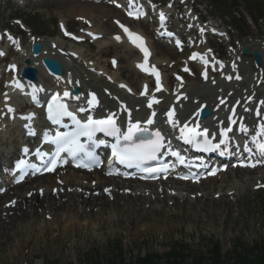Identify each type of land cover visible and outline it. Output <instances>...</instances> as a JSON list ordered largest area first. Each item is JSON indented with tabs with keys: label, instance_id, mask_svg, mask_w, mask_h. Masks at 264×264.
Returning a JSON list of instances; mask_svg holds the SVG:
<instances>
[{
	"label": "rangeland",
	"instance_id": "1",
	"mask_svg": "<svg viewBox=\"0 0 264 264\" xmlns=\"http://www.w3.org/2000/svg\"><path fill=\"white\" fill-rule=\"evenodd\" d=\"M63 1L65 2V0H25V3L21 5L14 0H0V33H6L7 35L9 31L16 32V38L13 36L12 32H10V35H7V37L20 40L25 48L28 46V41L31 38L42 41L45 45V49L48 51L53 52L56 47L55 51H57L58 54L62 53L64 58L66 55V58L69 55H75L87 68L91 66H101L104 69V73H100L109 77L112 82L116 83V81L120 79L119 81H127V83L129 82L128 84L134 85V89L138 88V85H140L142 81L141 78L136 77L135 68L131 65L136 57L133 55L132 50L128 47L126 48L124 45L122 46V44L117 45L113 43V38L109 39V35L112 36L113 34L110 33L108 35L105 31H101L102 35L99 36L100 40L96 42H90L85 39V31L87 29L90 30L91 28L89 27L93 26L98 28L109 20L105 21L101 18H96L95 21H93L91 18H87L86 20L90 24L89 26L85 18L82 20L79 19L80 17L65 13L66 9L64 8L65 5ZM153 1H155V3H161L166 0H144L145 6L149 9L150 15L152 16L150 21L153 20L155 13L160 12L156 6L152 5ZM77 2L83 6L87 5L94 9L91 5L93 2L90 4V0H88V2L86 1L87 3L79 0H77ZM182 3L183 0H171L165 4V7L166 9L174 8L175 10H179L180 14L179 12L172 13L171 20L177 24L180 31L186 32L188 30L190 31V21L188 17L193 18V20H195V18L189 15L188 8L184 9ZM107 4V7H109L110 2ZM186 4L188 6H193L196 13L204 22H207V24L213 23L228 33V37L223 40H217L215 38H210L208 40L209 45L215 48V52L220 57H223L222 61L225 62V66L233 60L229 55L237 52V46L239 44L244 45V43H249L250 39L256 41L261 38L264 41V0H187ZM249 4L255 6L254 8L257 7L255 9L256 14L247 8ZM233 12L235 15H238V17L234 18ZM94 13L95 12L91 14L95 17ZM251 19L255 20V22L257 21L256 26L252 24ZM112 20H115V18ZM181 21L187 22V25L181 28L178 24V22ZM195 22L197 21L195 20ZM143 24L146 25V27L136 24L137 29H142L145 33L149 32L148 36L151 39V29L149 31V26L145 23ZM20 25L28 27V29L32 31L31 33L39 37V39L33 37V34L31 35L29 30H26V33H24L20 30ZM110 26L112 30H116L115 25L110 24ZM170 26L172 25L170 24ZM61 27H65L69 32L67 35H71L67 41H65L66 39L63 37L57 38V36L63 35L60 33ZM204 27L205 26L199 25L196 29V25H194L193 30L190 31L189 38L193 36L197 37L200 34L202 35V33L205 32L203 30ZM236 29L238 32L235 31ZM19 34L24 39L19 38ZM26 36H28V38H26ZM79 37H81V40ZM78 41L82 42L79 43ZM52 43H56L54 48L51 47ZM0 44H5V42L0 41ZM154 45L160 44L157 42L154 44L152 43V46ZM166 45L161 44L160 46L163 47ZM200 48L202 52L207 50L211 54L205 47V44L200 46ZM77 49L80 50L79 53H77ZM107 49H109V51H107ZM28 50L29 49H27V51ZM174 51V48L170 50L171 56H154L155 54H153L151 56L153 58L150 59V61L154 59L156 65L159 63L162 64L160 65L162 69L164 66L166 83L174 81L172 80L174 72L175 74H181L180 71H178V65H181L187 55L186 53L180 55ZM19 57V53L15 52L14 54L10 52L5 60L2 57L0 58L2 59L0 60V103H2L3 94L5 93L4 85L8 82L7 80L11 76V73L15 75L11 72L10 66L15 60H18ZM112 57L118 60V68L115 71L108 72L106 68H109L108 61ZM236 59L238 63L234 65L233 69H227L228 66L226 68L222 67L224 68L223 74L226 77L227 73H225V69L226 71L228 70V80L224 79V82H222L220 78L221 75H216L219 79H211L210 82L213 83L210 86L206 85L207 82H202L201 79H199L200 71L197 67H194L198 80L194 78V81L186 84L191 85L187 88L190 90L198 88L200 90L203 86H206L203 87L204 89L206 88V92H197L206 94L211 98H213V96H218L221 99H223L230 90L231 95H233V97L230 98L232 100H230V102H234L239 106H241V101L245 99V96L250 93V91L254 90V92H257V97L260 89L255 88L258 85V81L264 82V80H261L262 76L264 78V74L260 79H257L260 74L256 79H253L254 74L259 73V70L247 66L246 59H240L241 62L239 58ZM206 60H209V58ZM69 61L71 62V60ZM70 62L69 64L73 66H70L68 69H75L76 74L71 70H69L70 72H68V74L70 73V75L75 77L80 76L78 70L81 71V69L77 68L79 64ZM184 63L185 61L182 64L183 68L186 67ZM238 64H240V68ZM260 66L264 67V56L262 57ZM187 68H189L187 71L191 72L193 64ZM9 70L10 72L6 75V72ZM184 72L185 71L182 72V75ZM118 75L120 78H118ZM210 78H212V76ZM80 82H83L85 85L84 81ZM222 84H225L224 87ZM168 85L170 86L171 84L168 83ZM169 86L168 90H166L168 93L165 91V96L168 95V97H171L169 95L171 92L173 93L174 90L171 89L172 91H169ZM175 92L176 91H174V93ZM188 95L191 96V94ZM236 96L238 99L241 98L242 100L240 99V102H235L233 98ZM184 99H187L188 102L193 101L192 97L186 98L182 95V100ZM190 109L191 108H189V111H191ZM174 110H177V108ZM227 110L228 109H226L225 112H223L224 110L221 111L219 114L220 120H217L215 123L216 125L219 121L221 123L223 122V118L226 115L225 113L228 112ZM255 112H257V110ZM241 114L245 116L243 113ZM245 118L247 121H250L254 120L255 117H253V114H249L246 115ZM215 124L213 127L216 126ZM10 128L7 129L8 131H5L6 133L4 132L2 134V136L5 135V138L1 141L2 144L8 137L7 133H12V129H14V127ZM9 136L12 137L14 135L9 134ZM4 147L3 145L2 148ZM233 171L235 172L238 170ZM68 174L71 175V171L67 170L64 175L54 176V178L57 179L65 175L67 176ZM248 175H252L250 181L246 180V178L249 177ZM248 175H238L243 178L239 177L234 180V174L230 171V173H225L223 177L218 178L217 181L210 185L206 183V185L203 184L199 186L202 189H206L207 187L212 188V184L217 185L219 189L215 191V195H207L208 192L206 191V194L203 193L202 189L199 187L191 188V194L183 190H176V187H172L174 190L163 187L167 191V194L177 193L176 198L164 203L159 199L153 201L152 197L146 195L147 192H142L141 189L140 192H142V197H147V201H151L152 204L130 202L128 198L125 200L116 198L115 201L110 200L109 203H105L107 207L103 205L102 210L101 206L98 205L97 209L99 208V212L82 211V213L79 214V225H74L72 223V220L77 221V218L74 216L70 215L67 216V218L60 219L59 217L61 214L44 213L42 211L43 208H47V211L51 210L48 209V204L44 203L42 199V196L45 195H41V197L33 196L31 199H27L29 205L25 208L27 211V218L24 219L25 229L22 231L20 237H14L11 232L10 236L1 235L3 232L0 233V264H136L137 260L151 255L157 256L161 260L160 264H163L165 256L171 253L182 255L185 264H264V184L262 185L263 188L253 186L256 181L261 182L263 178L259 180V175L254 173ZM54 178H50L49 180L53 181ZM233 180L239 181V183L242 182V184L240 187H236L235 191H230L232 185L235 183ZM29 183H27V185H29ZM92 185L93 183H91L90 188L96 190H84L82 195L86 194V192H96L100 195V189L103 185ZM125 186L122 190L127 189L128 196L131 194L130 190L132 191V188H125ZM138 189L139 187L136 188V190ZM122 190L119 191L120 194ZM211 190L214 192V187ZM220 191H222V193ZM35 192L36 191H33L32 193L34 194ZM213 192L210 194H213ZM10 195L8 194L7 197ZM26 195L28 194H25V196ZM198 195L202 196L193 201ZM46 196L50 197L51 195L49 194ZM186 199L192 200L193 204L186 206ZM4 202V200L0 201V207H2V203ZM38 203L41 204L38 205ZM29 206H31V210H27ZM17 210L18 207L15 209V212H17ZM109 212L110 215H114V217L109 219L107 224H100L96 230L91 229V227H86V222L84 223V221H82L84 216H89L92 213V215L99 216L97 218H91L97 221V225L99 223L97 219L102 218L106 220V217L110 216L108 215ZM71 213H75V211H71ZM29 216H32V218ZM34 218H38L39 224L34 225ZM66 222H68V224H66ZM21 228L22 226H18L17 230L20 231ZM35 229H41L43 233L34 236L32 231ZM4 231L7 230L4 229ZM21 240L26 243L18 250V253H16L15 248L21 244ZM217 252L219 253L218 260Z\"/></svg>",
	"mask_w": 264,
	"mask_h": 264
},
{
	"label": "bare ground",
	"instance_id": "2",
	"mask_svg": "<svg viewBox=\"0 0 264 264\" xmlns=\"http://www.w3.org/2000/svg\"><path fill=\"white\" fill-rule=\"evenodd\" d=\"M105 1H107V0H98V2H96L95 0L92 1L93 4H91V5L94 9L88 7L87 5L83 6L82 4L78 3L77 0H65V2L63 1V4L65 5L64 8L66 9L65 13H67L69 15H73V16H77V17L85 18V19L91 18L93 21H95L96 18H101L105 21L109 20L108 22L102 24L98 28L91 26L90 27L91 29L88 31L94 32L97 35L101 34V31L102 32L105 31L107 33H113V35L111 36L113 38V40H112L113 43H115L114 39H116V37H120L119 40L116 39L120 43H115V44H122V46L124 45L126 48L128 47L130 50H132L134 52L136 46L131 41L124 38V36H122L119 31L112 30L110 24L116 23L117 21H118L117 23L120 24L121 23L120 21L124 18L120 14V11H117L114 8L107 7L105 5L106 4ZM17 2L22 4L25 2V0H17ZM136 4L140 5L137 2V0H136ZM93 12H95L94 13L95 17L93 16V14H91ZM160 16H161V13L158 15V18ZM113 18H115V20H112ZM126 22L129 25L137 24L139 26L146 27V25L143 24V23H145L143 21L142 22L141 21H135V22L126 21ZM166 28L167 29H170V28L175 29L174 27L170 26V24L168 26L166 25ZM172 29H170V30H172ZM134 30L141 33V35H144V37L146 38V36L144 34L145 33L144 30H142V29H139V30L134 29ZM31 32L32 31L29 30V33L32 35ZM64 39H66V38H64ZM36 42L42 44L43 49H42V51L38 57H33L30 54V47H31V44L36 43ZM152 43L154 44L156 42L153 40ZM152 43L148 42V45H149L150 50H151V56L153 54H155L154 56H156V55H159V56L169 55V56H171L172 55L170 52V50L173 49L172 47H167V46L162 47V46H160L161 44L152 46ZM6 45L7 46L5 48H3V50L5 52H6V49L11 46V47H14L13 53L14 54H15V52L19 53L20 57L18 60H15V61L13 60L14 62L10 66L11 72H13L15 75H12V73H11V76L7 80L8 82H6L7 86L4 85V87L6 88V90H5L6 92L3 95L2 103H0V127H3V128L14 127V129H12V133H9V132L7 133L8 137L4 140L3 144L1 141L5 138V135L2 136V134L6 130L4 129L2 132H0V160L1 159H7V156H6L7 153L6 152L8 150H10L11 148H15V146H16L15 144L19 143L20 139H21L20 125H17L18 122H20L19 118H21V116L19 117L18 115H16L13 112L14 107L12 106V103L10 101H16L17 102L18 101L17 97H21L20 100H23V101H25L27 99L25 94H23V96L19 95L16 92V89L14 87L15 80H19V78H20V72L24 67V64L22 63V61L25 58L30 60V62H31L30 66H33L34 62H37V65L33 66V67H35V69L37 70V82L40 83L39 88H43L48 92L52 91V90H58V87L51 84V81L53 79L48 74H46V72L42 68L41 60L43 57L57 59L60 63L63 64L62 65L63 66V74H62L60 79L61 80L64 79L65 84H69L71 87L79 86L81 88V94H80L81 99H83L84 97L86 99H88V98L93 97V96L94 97L98 96L97 99H98L99 105H100V107L98 109V113H101V115H104V113L108 114V113L114 112L117 115L118 119L121 121V123L125 122V120H124L125 111H130L132 121H141V120L143 121L144 118L146 117V115L150 114L151 112H156L157 113L156 119L159 121V123L164 124L167 116L169 114H171L170 113V111L172 110L171 108H173V110L175 108H177V110H174V113H175L174 121H175V126H178L179 124L184 123V122L191 123L192 119L194 118L195 111L197 109H199L201 105H206V107H209V109L211 110L212 117H214V120L212 121V123L206 125L210 129L209 139H218L220 132L222 130L228 129L224 118H223L224 120L222 123L220 121H219L220 123H217V125L215 123L217 122L218 119L220 120L219 114L221 113V111L224 110L223 112H225V110L228 109L227 110L228 112L226 111L228 114L225 113L226 115L224 117L229 115L230 107L232 105H235L234 102H230V100H231L230 98L233 97V95H231V92L229 90L223 99L219 98L218 96H215V97L213 96V98H211V97H208L206 94H201V93L197 92V91L206 92L207 91V90H205L206 88L205 89L203 88L206 86H203L200 90L198 88L194 89V90H190L189 88H187L188 86L190 87L191 85H186V84L194 81L193 79L195 78V76H194L193 71H192V70H194V68H192L191 72L184 70L185 72L182 75L183 83L174 85L173 90L176 92L174 93V91H173L174 94L171 92V94L169 95L172 98L168 97V95L165 96V94H166L165 91L168 90V86H169L168 83L171 84V81L169 79L170 82L166 83L167 80H165V77L163 76V82L165 84V91L158 96V98H161L162 103L157 105V106H154L150 110V109H147L145 107V103H146L145 99L147 98L148 93L150 92V85L148 84L147 79L144 76H142L141 74H139L140 67H138V65H144L142 63L151 64L152 63L150 61L151 57L149 58V60L145 61L143 58H141L137 54L135 55L133 53V55H135L136 57H135V60L131 63V65H133L135 68L136 77L141 78V81L144 82V87L142 86V83H141L140 85H138V88L134 89L135 88V87H133L134 85L132 86L131 84H128L129 82L128 83L127 82H121V81H119L120 79L116 81V82H118L116 85L113 83L112 84L109 83L108 80L110 78L106 77L104 74L100 73V72H103V70H104L101 66L98 65L97 67L96 66L94 67V66L90 65L91 67L87 68L84 66V63L80 62L75 55L74 56L69 55L67 58H66L67 55L65 56V58L60 57L54 51L52 52V51H48V50L44 49V47H45L44 43L42 41L36 40L34 38H31L28 41V46L26 48L23 47L22 42L20 40H16V39L14 40L12 37H7ZM55 45H56V43H52L51 47L54 48ZM243 47H247L250 51L257 50L259 52V54L261 55V63H262V57L264 56V41L261 38L257 39L256 41L250 40L249 43L248 42L244 43ZM55 48H54V50H55ZM27 49H29V50L27 51ZM51 50H53V49H51ZM177 50H179V49H175L174 52L177 53L176 52ZM107 51H109V49H107ZM160 51H162V52H160ZM79 52H80V50L77 49V53H79ZM111 59H114V58H110L108 61L109 63H110ZM206 59L207 58H205V56L203 55V57H201L197 61H201V60L206 61ZM233 59H234L233 61H235V62L238 61L236 59V56H234ZM245 59H246L248 65H250V64L252 65L251 58L249 56H247ZM69 60H71V62ZM69 62L70 63L75 62L76 64H79V67H77V68L81 69V71L78 70L80 76L76 75L77 77H75V76L70 75V73L68 74V72H70L69 70H71L74 74H76L75 69H68L71 66L69 64ZM152 64L155 67H159L155 63H152ZM184 64L186 66L185 68L190 67V63H188L187 60H185ZM193 65H195V64H193ZM117 68L118 67L116 66L113 70L115 71V70H117ZM107 69L108 68H106V71H108ZM227 69H230V68L227 67ZM259 69H260L261 73L257 79H260V77L264 74V67L260 66ZM92 70H93V72H92ZM202 71H203V69H202ZM39 72H40V75H39ZM220 72L224 73V68H220ZM225 73H227V77H228V70L226 71V69H225ZM242 73H244V72H242ZM242 73H240V74H242ZM120 76H121V74H120ZM120 76L118 75V78H120ZM208 76L211 77V76H213V74L210 73V74H208ZM200 79L202 81V77ZM80 81H84L85 85L83 82H80ZM210 81H211V78L209 80V78L207 77V80L205 81V82H207L206 85H208V86L212 85L213 82H210ZM223 82H224V80H223ZM220 83H221V80H220ZM257 84L258 85L255 89L264 90V82L258 81ZM119 85H125L130 90L132 89L134 94L128 95L123 89L119 88ZM224 85H223V87H224ZM172 86H173V84H171L169 86V88H170L169 91H172L171 90ZM234 87H235V85H234ZM147 88L149 89V91H146ZM252 90H253V88H252ZM141 92L143 93L142 95H140ZM256 93L257 92H254V90L250 91V93H248L247 95L244 93L246 95L245 99L243 101H241L242 102L240 104L241 106L238 105V108L236 111V116L242 118V120H243V128H244V130L242 131L243 134L244 133L251 134L252 132H254L253 128H254V125L256 124V122H260V123L264 124V96H263L262 103H260L258 105ZM188 94H191V96ZM263 94H264V91H263ZM182 95H184L186 98L192 97L193 101L188 102L187 99L182 100ZM201 95H203V96H201ZM176 98H179L180 102ZM227 98H228V101L226 102V104H224L223 101ZM240 99H238L237 96L233 98V100L235 102H240ZM173 100H176V102H174V104H171V103H173ZM7 108H11L12 111L7 113ZM189 108H191L190 109L191 111H189ZM244 110H247V111H244ZM256 110L259 113V117L257 119L254 118V120L247 121L245 116L249 115V114L250 115L254 114V112ZM163 111H166L167 113L164 115V117L162 119H160L161 113ZM241 113H243L245 116H243ZM11 114H13L14 116H12ZM10 117H15V118L11 119ZM214 124L216 125L215 127H213ZM171 128H173V126H171ZM33 130H36V129L30 130L29 133L33 132ZM9 134L14 135V136L10 137ZM257 141H258V143L264 141V136H260L259 138H257ZM3 145L5 146L4 148H2ZM254 162H255L256 166L253 169L254 170L253 172L249 169H246V170H238L237 169L238 171H235V172L233 171V169H229L228 172L230 173V171H231V173L234 174V177H233L234 180L236 178L240 177L238 175H243V174L248 175L250 173L257 174V175H259L258 179L261 180L263 178V180L261 182L256 181L253 184V186L261 188L262 185L264 184V161L263 160H257ZM66 172H67V170H63V171H60L57 173H53L52 174L53 176H47L44 178L36 179V180L32 181V183L30 182L29 185H27V183H25V184L20 185V186L11 187L10 190H8V192L5 195L0 196V201L1 200L5 201L4 203H2V207H0V233L3 232L1 235L10 236V232H11L14 235V237H20V235L22 234V231L25 229L24 219L27 218V211L25 208L28 207V205H29V201H27V197L25 196V194H30L29 198L31 199L33 196L39 197L38 192L41 191L42 195H45V196H42L44 203H47L49 206L48 209H51V210L47 211L46 210L47 208H43L42 211L44 213L50 212L51 214H56V213L61 214L59 217L60 219L61 218L62 219L67 218V216H70V215L74 216L75 218H77V221L72 220V223L74 225H79L80 224L79 214L82 213V211H84V212H87V211L88 212H90V211L99 212L98 211L99 208L97 209L98 205L101 206V210H102L103 205H105L107 207V204H105V203H109L110 200L115 201L116 198L117 199H124V200L126 198H128V200L130 202H140L143 204H152L151 201H149V202L147 201V197H145V196L142 197V192H147L146 195H148L149 197H152L153 201L159 199L162 203H164V202L173 200V196L170 195L169 193L167 194V191L163 188L164 186L167 187L168 185H170L169 186L170 189H172V187L173 188L176 187V189H178L179 191L183 190L185 192H189L190 194H191V192H190L191 188L195 187V186H191L188 184L184 185V184L178 183L174 180L169 181L167 183L166 182H160L159 185H157L156 183L155 184H149V183H141V182H137V181L133 182V181H125V180H116L114 178L108 179V177H105L100 172H93L90 174V173H80L78 171H71V175H69L70 173L68 172L69 176L65 175V176H62L60 178L56 177L57 179L54 178V176L64 175ZM219 175H221L220 177H223L224 174H219ZM219 175H217V177L214 179L207 180L208 181L207 183L209 185L211 183H214L215 181H217V178ZM251 176L246 178V180L250 181L252 179V178H250ZM50 178L51 179L54 178L53 181L49 180ZM240 178H243V177H240ZM58 180H59V182H58ZM234 182L235 183L232 185V188L230 189V191H235L236 187H240V185L242 184V182L239 183V181H234ZM91 183H93L94 185H98V184L103 185L100 189V195L96 192H93V193L86 192V194L82 195V192L84 190H87V189L92 190L90 188ZM203 184L206 185V181ZM203 184H201L200 186H202ZM124 186H125V188H132V191L130 190L131 194L128 195L129 197L127 196V194H124V192L122 190ZM108 187L110 188V191L108 193H106L103 189L108 188ZM137 187H139L138 190H136ZM159 187L162 188L161 193L158 190ZM213 187H214V192H213V190H211ZM199 188L202 189L201 187H199ZM212 188H210V187H207L206 189L204 188V189H202V192L205 193L207 191L208 192L207 195H215V191H217L219 189V187H217V185L212 184ZM141 189H142V192H140ZM54 190H56L57 192L55 193V195H52ZM61 190H63L64 195L60 194ZM94 190H96V189H94ZM94 190H92V191H94ZM120 190H122L121 194L119 193ZM124 190H127V189H124ZM33 191H36V192L33 194L32 193ZM211 192H213V194H210ZM220 192L222 193V191H220ZM8 194L9 195L11 194V195L9 197H7ZM49 194L51 195L50 197L46 196ZM188 198H189V196H188ZM198 198H200V197L196 196L193 201H195ZM12 201L15 203V208L18 207L17 212H15L14 209L6 210L4 208V205L6 203H8V202L10 203ZM58 201H60V202H58ZM61 201H63V202H61ZM56 202H58V203H56ZM113 203H115V202H113ZM40 204L41 203H38V205H40ZM190 204H193L192 200L186 199L185 205L188 206ZM52 207H53V209H52ZM37 209H38V206H37ZM27 210H31V206H29V208ZM71 211H75V213H71ZM51 214H49V215H51ZM98 215H100V214H98ZM108 215H110V212ZM29 217L32 218V216H29ZM92 217L97 218L99 216L92 215V213H91L89 216H84V219H82V221H84V223L86 222V224H87L86 227H91V229L96 230L100 226V224H107L109 219H112L114 217V215H110L109 217H106V220L102 219V218L97 219V220H99V223L97 225H96L97 221H94L93 219H91ZM35 224L36 225L39 224L38 218H34V225ZM66 224H68V222H66ZM18 226H22L20 231L17 230ZM9 227H10V229H9ZM4 229L7 231H4ZM42 233H43V231L41 229H39V230L35 229L32 231V234L34 236H37V235L42 234ZM25 243L26 242L21 240V244L15 248L16 253H18V250Z\"/></svg>",
	"mask_w": 264,
	"mask_h": 264
},
{
	"label": "snow or ice",
	"instance_id": "3",
	"mask_svg": "<svg viewBox=\"0 0 264 264\" xmlns=\"http://www.w3.org/2000/svg\"><path fill=\"white\" fill-rule=\"evenodd\" d=\"M131 15V13H129ZM164 14L161 13V23L163 24ZM124 32L128 35L130 41L138 47L145 56V61H147L148 56L150 55L149 50L143 45L142 37L139 35H134L131 33L126 27L121 25ZM91 35V34H90ZM95 38V37H94ZM117 40L120 37H116ZM139 41L140 43H137ZM177 45L179 46V41H177ZM196 54L193 55L192 58H195ZM115 63V61H113ZM142 70H147L144 68V65H138ZM152 74L157 78V87L159 90V73L152 68ZM16 87H21L19 84ZM122 87H124L122 85ZM143 94V93H142ZM65 96H68L69 93L65 92ZM35 100V96H33ZM95 101V97L93 96L92 100L89 101L92 104ZM151 107V103L149 104ZM12 111V109H9ZM48 115L49 119L54 122H59L60 118L63 116H70L75 121V117L72 116V113L68 112L67 106L63 103L58 102L57 98H53V101L48 105ZM31 115L26 117V119H31ZM78 130L70 135H57L56 139L53 141L57 145L56 151L52 154V158L49 162L50 166H46L48 171L54 169L57 164V160L60 157L61 152H67L68 154L75 156L78 152H84L86 156L91 157L92 153L86 151L84 146L79 143L80 136H86L89 140H92L93 136L96 132H103L106 136H112L115 138L116 143L112 145V157L120 164H126L129 167L135 165L138 168H141L145 172H158L163 171V169L157 168H148L145 167V164L148 161L156 159L157 153L161 148L164 147V136L161 135L159 131L151 134L150 138H144V133L148 131L146 128H141L137 124H130L128 131L125 133H121L120 129L116 126V123L113 117H108L106 120H92L89 119L87 124L79 125V121H76ZM148 124H152V119L147 121ZM170 123L175 126V121L170 117ZM241 130L243 131V125H241ZM231 131V129L222 130L220 132L221 137L226 136V132ZM259 134L264 136V125H261L259 128ZM181 136L187 143L195 144L197 147L201 146V140L197 139L198 137H203V150L204 151H215L220 148L221 145L225 144V140L220 139L219 144H211L207 138V130L204 132H198L195 128H189L187 125L181 129ZM103 143V141H100ZM257 151H259L262 155H264V141L257 143L255 140L253 141ZM246 150L247 149L246 147ZM179 158V157H178ZM180 162L183 163V159L180 158ZM112 161H109L111 165ZM78 166H87V165H78ZM255 166V165H251Z\"/></svg>",
	"mask_w": 264,
	"mask_h": 264
},
{
	"label": "water",
	"instance_id": "4",
	"mask_svg": "<svg viewBox=\"0 0 264 264\" xmlns=\"http://www.w3.org/2000/svg\"><path fill=\"white\" fill-rule=\"evenodd\" d=\"M40 46L39 45H34L33 47H32V49H31V52H32V54H34V55H38L39 54V52H40ZM243 53L244 54H248V51L246 50V49H244L243 50ZM252 55H253V58H254V62H255V64L257 65V64H259L260 63V60H261V58H260V56H259V54L257 53V52H253L252 53ZM25 63L26 64H28L29 62L28 61H25ZM42 63H43V65L45 66V68L51 73V74H54V75H60V73H61V67H60V65L56 62V61H51V60H48V59H43L42 60ZM24 73L26 74V73H29L30 75H31V77H30V80H32V81H34V79H35V70H33V69H26L25 71H24ZM75 93L76 92H78V89L77 90H75L74 91ZM206 113V112H205Z\"/></svg>",
	"mask_w": 264,
	"mask_h": 264
},
{
	"label": "trees",
	"instance_id": "5",
	"mask_svg": "<svg viewBox=\"0 0 264 264\" xmlns=\"http://www.w3.org/2000/svg\"><path fill=\"white\" fill-rule=\"evenodd\" d=\"M217 254H218L217 260H218L219 259V253L217 252ZM215 259H216V257H215ZM160 262H161V260L157 256L151 255V256H147L145 258L137 260L136 264H160ZM215 263H216V261H215ZM163 264H185V263H184L182 255L171 253V254H167L165 256V261ZM250 264H252V263H250ZM260 264H262V263H260Z\"/></svg>",
	"mask_w": 264,
	"mask_h": 264
}]
</instances>
